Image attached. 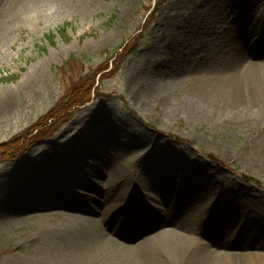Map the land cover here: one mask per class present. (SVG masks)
Listing matches in <instances>:
<instances>
[{"label":"rangeland","instance_id":"1","mask_svg":"<svg viewBox=\"0 0 264 264\" xmlns=\"http://www.w3.org/2000/svg\"><path fill=\"white\" fill-rule=\"evenodd\" d=\"M155 3L0 0V31L6 34L0 39V98L10 97L0 102V264H100L103 259L85 256L84 236L50 249L39 233L68 214L86 215L96 203L104 205L107 182L98 161L106 149L116 154L109 148L116 144L131 164L135 201H146L138 213L148 215L141 228L156 217L147 200L167 199L169 207L181 191L183 206L172 210L184 220L178 230L189 235L192 247L256 254L251 260L257 263L264 257V122L248 97L243 107L251 111H227L219 123L189 105L203 93L205 72L226 67L221 59L237 31L226 25L242 24L251 33L253 61L264 62V48L255 44L264 35V0ZM172 4L177 7L169 24L160 25ZM207 24L211 30L203 33ZM155 47L154 57V50L147 52ZM200 48L210 56L202 57ZM116 52L122 53L117 68L112 65ZM107 64L110 68L96 75ZM260 107L264 112V99ZM99 117L103 121L96 122ZM103 128L117 139H96L94 132ZM82 145L92 149L89 155ZM20 161L25 168L10 172ZM65 177L78 182L69 185ZM57 178L61 196L41 203L43 193L29 197L43 181ZM117 186L111 188L113 196ZM142 188L152 197L146 198ZM191 208L197 214L188 219ZM133 209L138 206L124 201L109 217L107 230L122 216L125 229L138 233ZM170 211L162 210L163 219L172 217ZM154 230L148 229V237ZM85 231L91 234L92 228ZM104 256L113 264L119 259V253Z\"/></svg>","mask_w":264,"mask_h":264},{"label":"bare ground","instance_id":"2","mask_svg":"<svg viewBox=\"0 0 264 264\" xmlns=\"http://www.w3.org/2000/svg\"><path fill=\"white\" fill-rule=\"evenodd\" d=\"M200 1L203 2V0ZM57 3H61V1ZM58 6L62 7V4H58ZM175 6L177 7V4H172L170 13L166 14V17L161 21L160 25L169 24L173 17L172 14L173 11H175ZM221 9L227 8L222 7ZM234 12L236 16H238L236 20H239L240 12L238 10H234ZM199 17L200 16L197 18ZM217 23L219 22H217L216 19L215 24H213L214 27L212 28H215ZM206 26L207 28L203 33H208L211 30L208 28V24L205 25V27ZM226 27L237 28L236 34L231 37L232 39L228 43L227 48H225L227 49V53L223 55L221 59L224 61L225 65H223L226 67L220 69L221 71L219 70L213 73L212 71L205 72L204 82L202 83L204 84L202 88L203 93H200V95L196 97H192L189 105L192 109H195V113L198 114V111H201L202 117L211 122L219 123L227 111L230 112V110H233L234 113L243 112V109L251 111L253 109L252 107H243V97H248L252 103H254L253 107L255 108L258 121L260 123L261 121L264 122V112L261 111L262 107H260L264 99V62L259 61L261 60L260 58L253 61L248 51L250 48L249 46H251V42L249 43L251 33L249 36L247 30L243 29L242 24H236V22L233 21L232 24L226 25ZM224 32L225 31H222L220 34ZM0 39H6L4 30L0 31ZM259 40L260 42L255 43L256 46L264 48V35L260 37ZM202 47H207V45H203ZM204 49L205 48H200L199 52L202 53L200 55H202V57L210 56V53H203L202 50ZM152 50H154L152 54L155 57L158 53V49L155 47L147 53L151 54ZM239 90L247 94H242L238 92ZM225 93H229L228 97ZM231 98L234 99V102L229 104L227 100H231ZM9 100V95H4L0 98V102L3 104H6ZM222 101L227 102L222 104ZM250 114L252 115V112ZM101 121H103V117L97 118L96 122ZM94 134L97 135L96 139L100 138L103 141L109 140L108 138L112 140L117 139L113 132L105 128L94 132ZM115 146H117V144L114 146L110 145L109 148L115 150L116 154H111V151L108 152V149H106V152L98 161V165L101 166L100 174L107 182L106 191L108 195L105 196L106 198L103 201L104 205L96 203L95 210L86 209V215L68 214L59 224L50 223L45 225L39 233V235L44 238L43 246L52 249L64 244L69 245L75 242L76 238L82 239V236H84L85 238L82 240H86V242L82 241L83 245L81 247L84 250L85 256H88L89 259H103L100 264H113L107 259H104L111 256H104L109 253H119V256H117L119 257L117 264H225L224 259L228 260L230 262L229 264H264V257L258 259L259 263L255 262L256 260H251L257 256L256 254H253L254 256H249L244 254L236 255L233 252L216 253L214 251L212 252L206 245L192 247L194 244L191 243V240L189 241V235L183 233V229L178 230L180 225H184V220L178 218L177 216L179 215L174 214L172 210L174 206H183L182 199H179V197L182 196L181 191L178 192L180 196L176 198V204L168 201L170 203L169 207H166L167 199L161 198L159 202L156 198L147 200L150 204H153L151 208L156 212V217H149V221H147V219L146 224L142 225L141 228L140 222L148 215L139 216L138 213H140V207L142 204H145L146 201L143 202L142 200L141 203L135 201L137 198L135 194H133L134 184L131 183L128 177L131 164H129L130 162L129 159H127L126 153ZM81 150L84 152V155L87 156L91 153L92 149L87 145H82ZM50 161L51 157H48L46 159V164L51 163ZM24 168L25 166L20 161L10 172H18V170ZM33 173L36 174V171L34 170ZM48 177L51 176L48 175ZM61 178L63 180V177ZM50 179L51 178H47L44 181ZM60 179L57 178L56 180H52V182H50L51 184H46V182L43 181L42 186L37 188V191L31 192L29 197L35 198L43 193L39 200V203H41L52 199L54 196H61L63 192L58 188L59 186L57 183ZM210 179L218 183L216 178ZM64 181L72 185L78 182V178L67 179V177H65ZM225 183L230 184L227 180ZM113 185H118L117 187L119 190L118 194L114 196L111 194ZM170 187L171 186H168V188ZM147 190V188L141 189L146 198L152 197L147 193ZM89 197H91L90 194ZM63 198H66V195ZM252 198V201L258 199L257 197ZM124 201H127L131 208L138 206V209H133L131 217L135 228H138V233H135L136 235L133 231H127L125 229L122 223V216L116 218V227L108 230L106 228V225L109 224V217L116 209L120 208V205H122ZM251 203L253 204V202ZM66 205L68 207V204ZM70 207L74 208L75 206L70 205ZM76 209H79L78 205ZM164 209L168 211L171 210L172 217L169 220L163 219L161 215ZM99 212L100 215H98ZM196 214L197 213L192 208L186 211V216L189 215L188 219L195 218ZM162 219L163 222L166 221V223H163ZM149 226L150 228L154 226L155 230L153 231L154 234L148 237ZM88 227L92 228L91 234L85 231ZM38 245L42 244L40 243ZM120 259L122 261H120Z\"/></svg>","mask_w":264,"mask_h":264},{"label":"trees","instance_id":"3","mask_svg":"<svg viewBox=\"0 0 264 264\" xmlns=\"http://www.w3.org/2000/svg\"><path fill=\"white\" fill-rule=\"evenodd\" d=\"M160 2H161V0H156V3H155V6L156 5H160ZM122 51H123V49H122ZM122 55V53H117L116 52V55H115V57H112V58H115L114 59V61H113V63H112V65L115 67V68H117L118 67V64H119V59H120V56ZM118 59V60H117ZM110 68V64H107L106 65V67H104V68H102L101 70H99L98 72H97V74L96 75H98V74H100V72H103V71H106V70H108ZM94 78L95 77H93V79H92V88H94L95 87V84H96V82L94 81ZM90 86V87H91Z\"/></svg>","mask_w":264,"mask_h":264}]
</instances>
